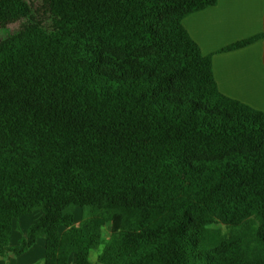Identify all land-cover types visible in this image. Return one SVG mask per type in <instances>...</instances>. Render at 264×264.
<instances>
[{
  "label": "trees",
  "instance_id": "16d2710c",
  "mask_svg": "<svg viewBox=\"0 0 264 264\" xmlns=\"http://www.w3.org/2000/svg\"><path fill=\"white\" fill-rule=\"evenodd\" d=\"M217 1L0 0L1 257L43 239L37 264H264V111L183 26ZM216 221L232 236L208 244Z\"/></svg>",
  "mask_w": 264,
  "mask_h": 264
},
{
  "label": "crops",
  "instance_id": "0c3cea01",
  "mask_svg": "<svg viewBox=\"0 0 264 264\" xmlns=\"http://www.w3.org/2000/svg\"><path fill=\"white\" fill-rule=\"evenodd\" d=\"M203 55H212L219 91L264 111V0H218L217 4L183 20ZM258 37L252 44L220 52L234 43ZM45 255V241L16 257L0 256V264H37Z\"/></svg>",
  "mask_w": 264,
  "mask_h": 264
},
{
  "label": "rangeland",
  "instance_id": "374dc122",
  "mask_svg": "<svg viewBox=\"0 0 264 264\" xmlns=\"http://www.w3.org/2000/svg\"><path fill=\"white\" fill-rule=\"evenodd\" d=\"M14 30H15L14 26L12 27L10 26L7 29L0 30V38L3 39V38L8 37L9 35H11L12 32H14ZM90 210H92V208L88 207L84 210V213L88 214ZM93 211H94L93 215L95 216L100 215V212H101L100 208H96ZM74 214H75L76 223H77L79 222L80 219H82L83 211L81 209L76 208L74 210ZM38 218H39V215L34 214L29 217H22L21 219L16 221L14 223L13 232L10 237V244L12 246L17 245L18 239L20 238V236H23L25 234L26 228L31 223L36 221V219ZM232 232H233V229L231 227L223 225L219 223L218 221H216L205 228L206 243L217 244L220 242H228L232 236ZM104 234H105L104 235L105 237L109 235L108 225L104 228ZM91 261L94 264H98L93 257H91Z\"/></svg>",
  "mask_w": 264,
  "mask_h": 264
}]
</instances>
